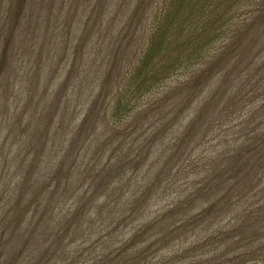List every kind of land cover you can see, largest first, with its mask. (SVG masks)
<instances>
[{
  "label": "rangeland",
  "instance_id": "374dc122",
  "mask_svg": "<svg viewBox=\"0 0 264 264\" xmlns=\"http://www.w3.org/2000/svg\"><path fill=\"white\" fill-rule=\"evenodd\" d=\"M138 3L2 1L0 264H113L106 262L110 258L114 264H189L188 250L205 234L214 239L197 264L206 257L216 264H264V214H252L242 233L230 229L251 195L263 189L261 182L243 208L193 223L190 217L218 196V171L195 168L196 162L214 165L204 155L169 162L189 122L222 81L215 75L192 107L179 112L194 97V90H181L188 73L206 67L230 40L211 31L196 44L191 62L183 59L166 79V73L135 78L154 21L149 9L138 26L128 25ZM258 25L246 44L261 35L251 57L263 63L264 22ZM251 88L233 91L228 103L239 107L233 96ZM203 185L209 188L193 199ZM176 205L180 218L168 215ZM237 233L249 237V246L235 241Z\"/></svg>",
  "mask_w": 264,
  "mask_h": 264
},
{
  "label": "trees",
  "instance_id": "16d2710c",
  "mask_svg": "<svg viewBox=\"0 0 264 264\" xmlns=\"http://www.w3.org/2000/svg\"><path fill=\"white\" fill-rule=\"evenodd\" d=\"M2 1L0 0V5ZM155 4L157 8H154ZM149 9L154 12L153 33L145 57L138 71H135V78L145 74L153 80L166 73V79L169 73H174L182 67L183 59L191 62L193 59L191 55L197 50L196 44L211 31H216L218 39L223 42L230 40L225 51H215L206 67L189 71V79L181 90H194L192 92L194 97L188 98L179 108V112L192 107L215 75L221 74L222 81L189 122L185 133L172 148L173 153L169 162L187 154L204 155L203 158L207 156L214 165L209 167L206 162H196L195 168L203 172L208 170L211 174L213 169L218 171L214 176L219 187L218 196L213 202L208 199L209 203L190 217L193 223L198 220L207 222L214 215L225 213L230 208L233 210L237 207L243 208L244 200L248 199L253 189L260 187L258 184L261 182L263 189L260 188L255 195H251V201H247L249 204L245 207L244 213L237 215L235 227L231 224V231L242 233L247 219L252 214L258 212L264 214V61L259 63L255 57H251L252 49L259 43L261 35L253 36L251 45L246 44L254 25L259 23L260 26L264 22V0H139L128 25H134L137 21L138 26ZM204 49L199 47L198 51ZM246 78L247 83H244ZM246 84L252 85L247 93L244 94L241 90L233 96L239 107L228 103L233 91L243 89ZM179 112L173 116V123ZM234 128H238L239 131L229 140ZM214 134L216 136H213ZM217 137L219 138L216 139ZM215 139V151H212L211 143ZM193 144L196 146L192 147ZM208 188L205 185L201 186L193 199H197L196 196L206 192ZM192 193L194 191L188 195ZM208 195L206 194L205 198ZM186 199L190 204L191 198ZM182 213V209L176 205L171 208L168 215L180 218ZM262 223L264 228V221ZM139 231L134 237L140 234ZM239 235L240 233H237L235 241L239 242L241 247L249 246L251 242L249 237L241 239ZM211 236L212 234L200 236L191 245L187 253L191 260L189 264L202 261L205 250L212 245L214 237ZM231 242L232 240L228 244ZM242 257L241 255L240 259ZM179 258L183 259L182 253ZM184 259H187V256ZM212 260L213 258L206 257L203 264H216L212 263ZM110 261L115 263V259L106 260L107 263ZM142 264L159 263L147 260Z\"/></svg>",
  "mask_w": 264,
  "mask_h": 264
}]
</instances>
